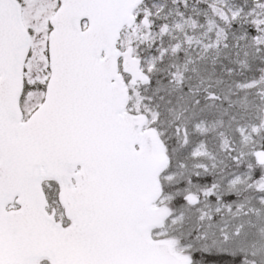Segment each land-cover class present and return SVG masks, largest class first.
Here are the masks:
<instances>
[{
    "label": "snow or ice",
    "instance_id": "snow-or-ice-1",
    "mask_svg": "<svg viewBox=\"0 0 264 264\" xmlns=\"http://www.w3.org/2000/svg\"><path fill=\"white\" fill-rule=\"evenodd\" d=\"M0 264H264V0H0Z\"/></svg>",
    "mask_w": 264,
    "mask_h": 264
}]
</instances>
